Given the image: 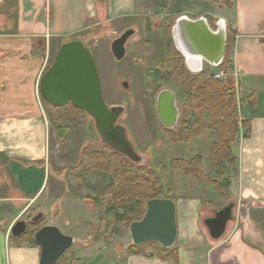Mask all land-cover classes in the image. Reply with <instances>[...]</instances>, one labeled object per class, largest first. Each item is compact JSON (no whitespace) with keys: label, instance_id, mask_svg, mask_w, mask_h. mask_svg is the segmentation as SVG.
I'll use <instances>...</instances> for the list:
<instances>
[{"label":"crops","instance_id":"0c3cea01","mask_svg":"<svg viewBox=\"0 0 264 264\" xmlns=\"http://www.w3.org/2000/svg\"><path fill=\"white\" fill-rule=\"evenodd\" d=\"M158 8L163 17L202 16L215 19V26L222 19L234 31L229 82L238 85L239 112L250 131L243 136L240 129L232 142L237 164L227 172L226 196L202 182L221 200L202 193L170 197L176 203L174 258L131 253L128 246L106 256L112 264H264V0H0V202L17 208L10 220L0 218V264H39V246L16 245L10 229L47 187V119L38 87L50 46L125 16H143L146 24ZM229 203L233 217L212 238L203 221ZM89 253H75L74 264Z\"/></svg>","mask_w":264,"mask_h":264},{"label":"rangeland","instance_id":"374dc122","mask_svg":"<svg viewBox=\"0 0 264 264\" xmlns=\"http://www.w3.org/2000/svg\"><path fill=\"white\" fill-rule=\"evenodd\" d=\"M162 12V8H158L147 25L143 16H125L111 21L110 26L107 24L72 34L67 40L80 39L91 50L96 61L103 98L108 105L123 106V112L117 122L126 128L136 152L144 157V161L138 164L152 165L160 184L164 187V197L181 198L186 197L187 194L197 196L202 193L207 199L217 202L220 199L218 193L212 190L204 191L202 182L195 177L184 175L168 167L169 161L174 158H189L199 153L203 157L205 168L209 169L211 164L209 144L214 138L205 135L201 138L194 137L186 143L173 144L165 137V128L156 113V95L162 88H169L175 92L176 104L179 108L178 122L182 113V100L176 83L163 82L161 88L153 93L146 77V69L155 67L165 55L166 17L161 16ZM214 21L215 19H210L209 22L212 29L216 28L213 25ZM129 27L134 28L135 32L126 42L124 57L116 60L110 51V43ZM58 48L57 42L50 46L47 67ZM185 67L192 74L198 73L190 71L186 64ZM207 68L212 70V76L220 69L204 62L200 71ZM213 78L231 86L228 79L214 76ZM124 82L127 86H124ZM233 90L238 101V92L235 88ZM60 125L70 126L65 121H60ZM68 137L67 150L63 151L55 129L47 119L48 152L45 161V169L49 174L47 187L42 189L41 195L20 219L27 224L37 219L41 224L56 225L61 232L73 237L71 247L76 256H82L80 253L90 251L87 257H82L79 263L75 264H112L106 255L115 254L132 244L129 227L117 225L114 236H110L107 231L98 230L99 214L109 201L108 197H101V194L107 189L112 178L109 174L95 169L90 171L85 179L77 180L69 172V168L77 163L84 146L103 144L95 129L93 118L84 112L81 125L77 128L70 126ZM158 163L166 166L164 172L159 170ZM3 176L4 174L0 173V177ZM83 195L90 197L84 199ZM95 195L100 196V203H96L92 198ZM1 205L3 208L0 209V218L10 220L17 211L16 206L10 200L0 202ZM75 235L79 236V239H76ZM91 241L93 243L89 246L87 243ZM80 245H88L82 246L87 251L81 252Z\"/></svg>","mask_w":264,"mask_h":264},{"label":"trees","instance_id":"16d2710c","mask_svg":"<svg viewBox=\"0 0 264 264\" xmlns=\"http://www.w3.org/2000/svg\"><path fill=\"white\" fill-rule=\"evenodd\" d=\"M152 16L147 17L146 25ZM175 17L165 18V55L155 67L146 69V77L155 93L163 82L171 81L177 84L179 97L182 100V113L178 126L175 129L165 128V137L173 144L189 142L197 136H212L214 140L209 144L211 164L205 168L201 155L195 154L189 158H174L169 161L168 167L184 175L195 177L206 183L214 191L226 196L230 185L227 172L235 169L237 158L232 148V142L243 131L247 136L250 124L247 118H241L240 102L236 100L234 88L212 76V70L207 68L196 74L189 72L184 64L183 55L176 49L171 27ZM234 45V31L226 29V56L217 68L232 69V49ZM40 101L49 123L54 127L62 150H67L70 126L77 128L82 123L84 111L71 103L64 106H53L47 103L39 94ZM60 121L68 125H60ZM77 163L69 168L70 175L77 180L85 179L92 170H100L109 174L112 181L101 197H108L99 214L98 230L109 232L110 236L116 233L117 225L128 228L130 223L142 218L145 212V202L152 198L164 197L165 190L160 184L159 177L150 163L139 165L123 154L113 150L106 144L100 146L86 145L80 152ZM157 167L161 172L166 170L163 163ZM90 195H83L88 199ZM100 203V196L92 197ZM110 198V199H109ZM42 225L34 219L27 224L26 230L19 236H10L16 245L27 243L38 246L34 241V233ZM127 251L131 253H145L151 251L164 258H174L172 247H162L155 241L139 245L130 244ZM77 261L75 251L70 246L56 261L55 264H72Z\"/></svg>","mask_w":264,"mask_h":264},{"label":"water","instance_id":"95a60500","mask_svg":"<svg viewBox=\"0 0 264 264\" xmlns=\"http://www.w3.org/2000/svg\"><path fill=\"white\" fill-rule=\"evenodd\" d=\"M134 28L125 29L110 43V51L116 60L126 53V42L134 34ZM171 34L176 49L183 55H200L203 62L219 66L226 53V25L224 21L212 29L204 17L195 19L180 16L175 19ZM190 70L201 67L185 62ZM127 86V83H123ZM39 94L50 105L64 106L71 103L88 113L102 143L123 154L135 163L144 157L138 154L128 137L126 128L117 122L123 112L122 105H108L102 94L96 61L91 50L80 40L71 39L60 44L49 66L39 80ZM156 113L166 129H174L179 119L175 92L169 88L158 91ZM233 204L216 210L203 221L209 235L219 238L232 219ZM27 227L24 220H17L10 229L12 236H19ZM131 243L139 245L155 241L162 247H172L177 237L176 203L170 197L152 198L145 203L141 219L129 225ZM34 241L40 248L39 264H55L71 246L73 237L61 232L54 224H44L34 233Z\"/></svg>","mask_w":264,"mask_h":264},{"label":"built area","instance_id":"2783aa9c","mask_svg":"<svg viewBox=\"0 0 264 264\" xmlns=\"http://www.w3.org/2000/svg\"><path fill=\"white\" fill-rule=\"evenodd\" d=\"M220 20L221 19H217V21H216V26L220 23ZM184 60H185V62H187V57L186 56H184ZM203 63L204 62H202L201 61V67L200 68H198V69H196V70H190L189 68V70L190 71H192V72H199L202 68H203ZM217 67V66H216ZM232 72L229 70V71H225V70H223V69H218L214 74H213V76L215 77V78H220V79H228V80H231V78H232ZM233 83L231 84V86H233L234 88H235V90L236 91H238L239 89H238V85H237V83H236V81L235 80H233L232 81Z\"/></svg>","mask_w":264,"mask_h":264},{"label":"bare ground","instance_id":"6f19581e","mask_svg":"<svg viewBox=\"0 0 264 264\" xmlns=\"http://www.w3.org/2000/svg\"><path fill=\"white\" fill-rule=\"evenodd\" d=\"M222 21V19H221ZM185 56L187 57V61H189V63H195V64H199L201 61L203 62V58L200 55H189V54H185Z\"/></svg>","mask_w":264,"mask_h":264}]
</instances>
